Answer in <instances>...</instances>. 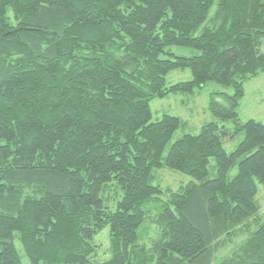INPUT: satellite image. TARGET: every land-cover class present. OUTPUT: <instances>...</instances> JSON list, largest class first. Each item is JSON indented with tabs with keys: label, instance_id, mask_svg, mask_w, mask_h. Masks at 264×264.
I'll list each match as a JSON object with an SVG mask.
<instances>
[{
	"label": "trees",
	"instance_id": "obj_1",
	"mask_svg": "<svg viewBox=\"0 0 264 264\" xmlns=\"http://www.w3.org/2000/svg\"><path fill=\"white\" fill-rule=\"evenodd\" d=\"M185 69L189 81L167 86ZM259 74L264 0H0V264H212L221 240L244 235L217 264H264V124L237 114ZM209 81L232 89L211 94L218 123L171 143L184 123L151 122L149 101ZM163 167L195 182L162 191Z\"/></svg>",
	"mask_w": 264,
	"mask_h": 264
},
{
	"label": "rangeland",
	"instance_id": "obj_2",
	"mask_svg": "<svg viewBox=\"0 0 264 264\" xmlns=\"http://www.w3.org/2000/svg\"><path fill=\"white\" fill-rule=\"evenodd\" d=\"M215 11V5L209 10V16H212ZM171 53L177 56H190L194 54L188 48L171 46L168 49ZM191 74L188 69L171 71L166 76L167 86L173 85L179 82L189 81ZM213 93H225L232 94L230 87H224L215 82H207L203 87L195 89L192 94H168L162 98H154L149 101V110L151 113V122L161 119L164 115H169L179 118L184 126L179 128L174 134L171 143L183 134L197 135L203 124L208 122H217L218 120L212 116L209 111V102L211 94ZM217 101L221 104H226L225 99L217 97ZM237 114L241 122L248 120H254L264 124V74H259L257 77L249 80L243 86V97L239 101L237 108ZM228 128L233 129L231 122L227 123ZM243 132H235L232 136L224 139V148L227 153L232 152L237 145L243 140ZM212 164V162H211ZM237 172L236 166L231 168L227 173V179H231ZM190 182H195L193 178L185 175L181 172L174 171L163 167L158 170L152 171V185L159 187L162 191L166 189L177 191L179 188L186 186ZM156 201H151L148 204H144L146 209H154L157 205L166 201L167 197L165 193L157 195ZM256 201L260 207L259 216L264 218V186L258 185V193ZM112 210L115 204L112 200L105 202ZM139 244H145L149 246L151 241L156 238L157 230L154 223L151 220V216L146 218L138 229ZM246 236H242L239 239H233L229 242L221 240L220 247L215 252V257L212 264H217L222 260L224 255L229 254L239 244V242L245 239ZM95 242L100 243L103 255L100 256V260L107 258L108 247V230H103L95 237Z\"/></svg>",
	"mask_w": 264,
	"mask_h": 264
}]
</instances>
